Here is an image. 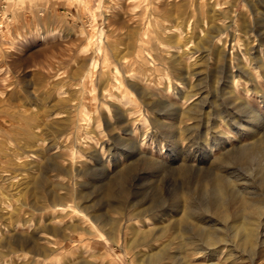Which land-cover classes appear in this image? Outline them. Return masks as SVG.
<instances>
[{
    "label": "rangeland",
    "instance_id": "obj_1",
    "mask_svg": "<svg viewBox=\"0 0 264 264\" xmlns=\"http://www.w3.org/2000/svg\"><path fill=\"white\" fill-rule=\"evenodd\" d=\"M0 13V264H226L186 244L214 237L223 259L264 264V0H0ZM109 183L119 212L98 198ZM234 197L260 216L256 244Z\"/></svg>",
    "mask_w": 264,
    "mask_h": 264
},
{
    "label": "bare ground",
    "instance_id": "obj_2",
    "mask_svg": "<svg viewBox=\"0 0 264 264\" xmlns=\"http://www.w3.org/2000/svg\"><path fill=\"white\" fill-rule=\"evenodd\" d=\"M232 22H234L233 20H232ZM263 38V37H262ZM207 43V42H206ZM241 53V52H240ZM262 66V65H261ZM243 71V70H242ZM138 76V75H137ZM136 76V77H137ZM144 78V77H143ZM128 90V89H127ZM117 98V97H116ZM132 112V111H131ZM194 112V111H193ZM190 113V116L192 115L191 114V111L189 112ZM168 116V115H167ZM173 116V115H172ZM188 116H189V114H188ZM189 116V117H190ZM188 117V118H189ZM195 117V116H194ZM175 118V117H174ZM186 118V117H185ZM187 118V119H188ZM191 118V117H190ZM181 123H182V121H180ZM236 126H237V124H236ZM161 127V126H160ZM69 129V128H68ZM161 129V131L163 132L164 131V127L163 128H160ZM185 132H188L189 134L190 133H192L193 132V129H187V131H185ZM84 133V132H83ZM65 134V133H64ZM164 134V133H163ZM74 138V140H75V137H73ZM77 138V137H76ZM77 140V139H76ZM77 142V141H76ZM81 142V141H80ZM88 143V142H87ZM80 144V143H79ZM135 144V143H134ZM83 147V146H82ZM85 148V147H84ZM97 152V151H96ZM136 152V149L134 150V149H132L131 150V152L128 154L129 156L130 155H132L133 153H135ZM177 153H178V155H179V163H182L183 164V168H182V171H183V173H187V171H188V160H186L185 158H187V156H188V151H187V153H186V151L185 152H182L181 150L180 151H177ZM117 156V155H116ZM94 157V156H93ZM114 157V156H113ZM189 159H191L190 157H188ZM95 159H97L96 158V153H95ZM133 160H135L134 158H132ZM98 160V159H97ZM117 159H115V161H116ZM92 162V161H91ZM95 164V163H94ZM97 164H98V162H97ZM100 164V163H99ZM241 177H238V178H236V182H240L241 181V179H240ZM230 181V180H229ZM220 183V182H219ZM227 183H234L232 180L230 181V182H227ZM220 190L221 189H223V187L222 186H220V188H219ZM54 192V191H53ZM219 193H221V192H219ZM218 193V194H219ZM53 194V193H52ZM222 194V193H221ZM226 195V194H225ZM120 196V195H119ZM219 196L221 197V195L219 194ZM232 196V195H231ZM234 196H236V195H234ZM86 197H87V195H85L84 196V205H83V207H84V209H85V211L86 212H88V213H90V212H95V210H96V208L95 207H93L92 205H90L89 203H90V201L91 200H87L86 199ZM118 196L115 194V192H114V189H113V185H112V183L110 184L109 183V185H107V186H104V188H102V191H101V194L98 196V198H105V199H108V200H116L115 202L116 203H113V204H111V205H109V208L112 210V211H116V212H119V211H121L122 210V208H121V205L119 206V203L121 202V201H119V200H117L118 198H117ZM225 197V196H224ZM81 198V197H80ZM228 198V196L225 198V199H227ZM231 198V197H230ZM233 198V197H232ZM231 198V199H232ZM235 198V200H234V202L232 201L231 203V205H232V207H235V209H236V214L234 213V215H235V221L236 222H238V223H240V225H239V227L237 228L238 230V234L240 235V237H241V241L243 242V243H250V244H256V235L254 234V232H253V229H250V228H253L255 225H254V222L255 221H259V219L260 218H258V217H260V216H254V215H251V216H244V214L245 213H247V212H251V211H253L254 210V208L250 205V203L247 201V200H245L244 198L242 199H240V198H236V197H234ZM222 199H223V197H222ZM218 200H219V198H218ZM217 200V201H218ZM230 200H229V198H228V202H229ZM58 202V201H57ZM219 202H221L220 204H218V205H216L215 207H214V211H213V213L215 212V213H217V214H228L229 212H230V202L229 203H226L225 201L224 202H222V201H219ZM215 203L217 204V202L215 201ZM89 204V205H88ZM211 207H213V205L211 206ZM231 207V208H232ZM124 208H126L125 206H124ZM213 209V208H212ZM232 209H234V208H232ZM231 209V210H232ZM147 211H152L151 209H148ZM91 213V214H92ZM146 213V212H145ZM80 214L81 215H83L84 216V213H83V211H80ZM168 214H167V212L166 213H164L163 214V218H165V217H171V216H167ZM237 215V216H236ZM215 217V216H214ZM218 217V216H217ZM216 217V218H217ZM228 217H231V216H220V218L221 219H223V221H228ZM234 217V216H233ZM232 217V218H233ZM162 218V219H163ZM192 218H194L193 216H182L181 217V220H180V222H179V224H182V223H186V222H188V220H190V219H192ZM96 219V221H100V219H98L97 217L95 218ZM164 221H165V219H163ZM102 222H103V220H101ZM100 221V222H101ZM237 224V223H236ZM238 226V225H237ZM186 230V229H185ZM202 230H203V228H202ZM201 230V231H202ZM236 230V229H235ZM163 231V230H162ZM236 231V232H237ZM205 232H206V230H205ZM235 232V231H234ZM235 232V233H236ZM184 233H187V232H184ZM215 241H216V239H215V237H214V239H213V241L212 240H209L208 242H205L206 244L205 245H197L193 240H192V238H189V239H187V241H186V244H187V246H195L194 248H192V254H195V255H199V252L200 251H203L205 248L208 250V251H210V252H213L212 254L213 255H215L216 256V261H218V260H222V261H224L223 263H228V264H236V260L234 259V260H232L231 262H229V259H230V257L229 258H225V259H223V257H222V255H224L223 253L224 252H221V251H219V252H217V250H218V247H217V245H218V243L216 242L215 243ZM254 247V246H253ZM249 248H252V246L251 247H249ZM214 252H216V253H214ZM204 253V252H203ZM213 255H212V257H213ZM214 256V257H215ZM200 258V257H199ZM157 259H160V258H157ZM238 260V259H237ZM156 261V260H155ZM154 261H152V259H150V261H149V263L151 264V263H153ZM226 263V264H227Z\"/></svg>",
    "mask_w": 264,
    "mask_h": 264
},
{
    "label": "built area",
    "instance_id": "obj_3",
    "mask_svg": "<svg viewBox=\"0 0 264 264\" xmlns=\"http://www.w3.org/2000/svg\"><path fill=\"white\" fill-rule=\"evenodd\" d=\"M1 17V16H0ZM3 25H0V29H2Z\"/></svg>",
    "mask_w": 264,
    "mask_h": 264
},
{
    "label": "crops",
    "instance_id": "obj_4",
    "mask_svg": "<svg viewBox=\"0 0 264 264\" xmlns=\"http://www.w3.org/2000/svg\"><path fill=\"white\" fill-rule=\"evenodd\" d=\"M0 16H1V13H0Z\"/></svg>",
    "mask_w": 264,
    "mask_h": 264
}]
</instances>
